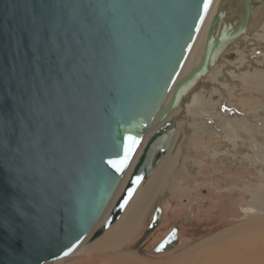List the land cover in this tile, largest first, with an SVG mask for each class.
<instances>
[{"label":"water","instance_id":"water-1","mask_svg":"<svg viewBox=\"0 0 264 264\" xmlns=\"http://www.w3.org/2000/svg\"><path fill=\"white\" fill-rule=\"evenodd\" d=\"M213 3L0 0V264L70 256L106 210L145 132L248 29L264 0H220L200 61L180 77ZM172 128L167 120L152 135L95 236L119 218L153 167V146ZM155 210L138 244L159 224L162 209ZM174 242L178 226L153 252Z\"/></svg>","mask_w":264,"mask_h":264},{"label":"rangeland","instance_id":"rangeland-1","mask_svg":"<svg viewBox=\"0 0 264 264\" xmlns=\"http://www.w3.org/2000/svg\"><path fill=\"white\" fill-rule=\"evenodd\" d=\"M260 32H257V36H260L256 37L259 45H253L258 50L238 48L242 55H235L230 65H223V70L216 67L212 71V88L207 86V91L201 93L213 91L211 96L216 102L211 104L213 109L220 108V111L229 108L225 113L245 115L248 125L259 131V137L264 139V31ZM229 74L237 75V79L229 77ZM219 83L220 88L217 87ZM206 107L201 106L196 111L203 113ZM234 118L233 121L237 120L236 128L245 126L239 116ZM229 127L234 135L236 131L232 125ZM190 135L189 132V150L179 158L175 169L171 171L169 168L165 174V177H172L166 181L168 184L164 190L162 191V187L156 190L138 215L135 224L122 232L112 246L89 248L83 253L46 264H195L207 248L205 243L208 239L231 229L241 221H246L248 214L239 211L238 202L247 197L244 194V187L249 183L248 178L245 180L246 175L252 177L258 172L249 167H245L247 170L240 168L234 163L224 166L220 159L219 162L211 159L208 154L213 150H225L227 147L222 138L212 139L205 132L196 141ZM194 151L196 153L192 156L191 152ZM228 187H231L230 191ZM158 206L162 209L159 224L138 244L150 226ZM174 226H178V242L175 244V241L168 252L154 254L155 246ZM167 253H177V256L165 260Z\"/></svg>","mask_w":264,"mask_h":264},{"label":"bare ground","instance_id":"bare-ground-1","mask_svg":"<svg viewBox=\"0 0 264 264\" xmlns=\"http://www.w3.org/2000/svg\"><path fill=\"white\" fill-rule=\"evenodd\" d=\"M219 1L214 0L209 14L183 66L180 77L188 73L200 61L207 32ZM263 6L262 4V8H254L248 29L222 50L219 57L216 58L214 65L208 72L198 78L183 94L179 103L170 111L165 119L145 132L106 210L85 240L70 256L83 253L89 248H103L106 245L112 246L117 237L121 236L122 232L128 228L130 229L135 224L138 215L142 213L141 211H143L156 190L160 187H162V191L164 190L168 184L166 181L172 177H165V174L169 171V168L173 171L177 166L179 158L189 150L188 143L190 141L188 133H191L190 138L192 140L197 141L200 136H204V133L207 132L210 138L220 137L223 139V142L225 141L227 143L225 150L217 149L213 150L211 154H208L211 159H217V161L220 159V162L224 166L234 163V165L236 164L240 168L246 169L245 167H249L258 173L252 175V177L248 175H246L247 177L244 176L245 180L246 178L249 180L248 185L244 187V194L247 197L245 200H240L238 206L240 212L248 214L246 221H241L240 224L235 225L231 229L208 239L205 243L207 248L202 252L199 261L195 264H264V139L259 137V131L253 130L248 125V118L245 115L225 113L229 108H223L220 111H218L220 108L218 110L213 109L211 107V104L215 102L211 96L213 91L207 94L201 93L202 91H207V86H209V89L212 88L214 83L212 85L210 83L213 81L212 74L216 67L217 69L223 70V65H230V61L234 60L235 55H242L241 50H238V48L258 50V47L255 48L253 45H259V40L256 37L260 35L258 34L257 36V32L264 31ZM236 8H239L241 11L242 5L239 4ZM231 53L234 54L232 59L228 57ZM234 71H237V69ZM228 76L235 80L237 79V75L229 74ZM218 86L220 88L221 84L219 83ZM171 96L172 92L167 96L163 107L168 103ZM198 101L200 104H198ZM205 105L207 109L203 110V113L196 111L197 108ZM235 116H239L245 126L236 128L235 123L237 120L233 121ZM167 120L173 122V128L169 131L168 141L165 144L160 145L158 143L156 146H153L151 160L153 167L151 171L137 186L119 218L112 222L101 234L95 236L96 231L101 226H104L109 219L118 198L121 197L127 186L131 173L139 161L141 154L145 151L150 138L158 130V127ZM205 123L207 124L205 125ZM228 125H232L236 131L234 135H232L233 130ZM243 135L249 136V138ZM195 153V151L191 152L192 156ZM184 161L185 164L188 163L185 159ZM180 162L183 161L180 160ZM238 166L237 169L239 168ZM225 176L229 175L225 174ZM230 188L228 187L227 189L230 191ZM168 249L162 251L161 254L168 252ZM165 256H167L165 260L173 259L177 256V253H167ZM171 264L181 263L173 262Z\"/></svg>","mask_w":264,"mask_h":264}]
</instances>
